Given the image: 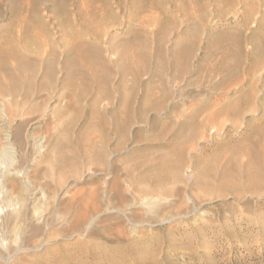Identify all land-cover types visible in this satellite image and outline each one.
<instances>
[{"label": "rangeland", "instance_id": "374dc122", "mask_svg": "<svg viewBox=\"0 0 264 264\" xmlns=\"http://www.w3.org/2000/svg\"><path fill=\"white\" fill-rule=\"evenodd\" d=\"M0 102L24 264H264V0H0Z\"/></svg>", "mask_w": 264, "mask_h": 264}, {"label": "bare ground", "instance_id": "6f19581e", "mask_svg": "<svg viewBox=\"0 0 264 264\" xmlns=\"http://www.w3.org/2000/svg\"><path fill=\"white\" fill-rule=\"evenodd\" d=\"M2 105H3V103H2ZM2 105H0V118L4 117V119H5L7 114L4 112L5 110H3ZM16 132L18 133V130ZM19 132H21V131H19ZM17 133H15V134L13 133L14 135L11 134V136H10V134L8 132H6L5 135H4L3 144H2V142H0V156H1L0 157L1 158L0 161L3 163L2 165H4V163H6V161L8 163V160H9L8 158H9V156L11 154L9 155L7 149H4L3 147H1V144L4 145V143H6V145H7L6 148H8L10 144L14 145V143L19 144L20 146L23 144L22 140L24 141V139H21L23 137H20L19 136L20 134L18 135ZM23 136H24V134H23ZM45 140H47V139L45 138ZM42 142H45V141H43L41 139L40 142L38 143V145H40V146L36 145L40 149L44 148V145H41ZM46 143H48V142H46ZM46 143H45V145H46ZM23 145H25V144H23ZM34 145H35V143H34ZM15 146H17V145H15ZM23 148H22V151H23ZM8 149H9V151H11L10 148H8ZM41 150H43V149H41ZM11 156L13 157V155H11ZM60 159H62V158H60ZM10 161H11V159H10ZM12 161H13V159H12ZM60 164L62 165V162ZM2 165H0V264H24L23 262L26 260V257L28 255H32L36 251L41 250L46 244L49 243L48 240L41 241V239H39L38 240L39 242H37V244H36V241H34L33 238H35V236L38 234V233L36 234V232L39 231V230L43 229L45 232H47L46 230L50 229L51 223L49 224V222L46 221L45 218H43L44 215H41L43 217H41L40 220L37 219V221L40 224V226H35V224L33 225V224L29 223L28 219H25V214L26 213L24 212V210L26 209L25 206L27 204L26 203V199H27L26 195H27V193H29L28 190L32 186V185L30 186V183H29V178L30 177L28 176V174H29L28 170L26 168L22 167L23 168L22 170L13 169V170L7 171L6 168H8V167L6 165H9V164H5L6 167H4V166L2 167ZM10 165H9V168L12 169L11 168L12 165L11 166ZM64 165L65 164L63 163L62 167ZM24 166H26V165H24ZM59 168L60 167H58V169ZM30 180H31V178H30ZM10 184H11V186H10ZM114 186H115V184H114ZM115 189L118 190L117 187ZM116 193H119V192H116ZM157 193H154V194H157ZM29 195H30V193H29ZM143 195L139 196V197H141L140 199H142ZM161 195L162 194L160 193L159 196H161ZM105 196H106V194H105ZM146 196H147V198L143 199L142 201L145 204H147V206H148L147 208H148L149 213H151L152 215L154 214V217H155V215L157 214V211H158L157 209H159V207H161L160 206L161 203L159 204V200H158V198L160 199V197H158L156 195H152V194H150L149 198H148V195H146ZM136 198H138V197H136ZM136 198L134 197L133 199H136ZM140 202H141V200H140ZM162 206H164V205L162 204ZM107 209H109V207ZM119 210L120 209H117L116 211L122 212V211H119ZM27 211H28V209H27ZM77 218H75V219H77ZM159 218H161V217H159ZM78 220H79V218H78ZM57 221H59V219ZM79 221H81V219ZM84 221H85V219H84ZM84 221L83 220L81 221V226H82V223ZM93 221H95V217L94 216L92 218H89V220L87 222L85 221V223H83L82 229L80 231L78 230V232H75V233H74V228L72 226V228H73L72 232L74 234L77 233V235H78L77 237H79V236H80V238L84 237L88 233L90 227L92 226ZM77 223H79V222H77ZM67 226H69V225H67ZM61 227L62 226H60V228L58 230H60ZM65 228H67V227L65 226ZM70 230H71V227H70ZM65 231H67V230H65ZM47 233H49V231ZM56 234H57V232L55 234H53V235H56ZM58 234H60V233H58ZM48 235H47V237L45 236L46 239L48 238ZM60 235H62V234H60ZM36 238H38V237H36ZM51 240H50V242H51ZM27 260H28V258H27ZM26 263H27V261H26Z\"/></svg>", "mask_w": 264, "mask_h": 264}]
</instances>
